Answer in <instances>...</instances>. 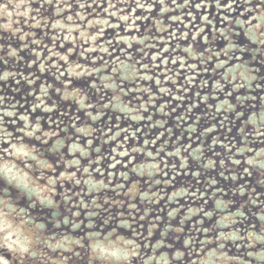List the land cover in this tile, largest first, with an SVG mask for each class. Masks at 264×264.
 <instances>
[{
	"label": "flooded vegetation",
	"instance_id": "flooded-vegetation-1",
	"mask_svg": "<svg viewBox=\"0 0 264 264\" xmlns=\"http://www.w3.org/2000/svg\"><path fill=\"white\" fill-rule=\"evenodd\" d=\"M0 264H264V0H0Z\"/></svg>",
	"mask_w": 264,
	"mask_h": 264
}]
</instances>
